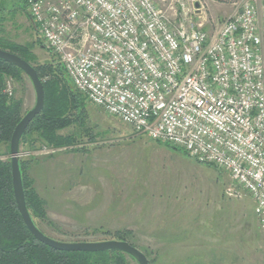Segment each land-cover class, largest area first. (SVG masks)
<instances>
[{"label": "built area", "instance_id": "obj_1", "mask_svg": "<svg viewBox=\"0 0 264 264\" xmlns=\"http://www.w3.org/2000/svg\"><path fill=\"white\" fill-rule=\"evenodd\" d=\"M23 1L90 105L228 174L264 231V0L211 31L197 0L170 3L177 24L155 0Z\"/></svg>", "mask_w": 264, "mask_h": 264}, {"label": "rangeland", "instance_id": "obj_2", "mask_svg": "<svg viewBox=\"0 0 264 264\" xmlns=\"http://www.w3.org/2000/svg\"><path fill=\"white\" fill-rule=\"evenodd\" d=\"M2 1L6 10L17 11L6 25L9 37L18 43L37 40L39 37L30 28L32 21L21 13L22 3ZM175 1L155 0L177 24L179 16L168 9L172 2L178 8ZM244 1L197 0L203 7L204 21L197 17L193 21L203 22V27L211 31L232 16ZM42 48L34 49L39 63L53 59L58 63ZM8 82L11 96L23 100V112L31 110L35 94L29 80ZM87 110L85 128L93 140L83 129L80 131L77 149L84 152L61 151L48 156L53 151L42 149L29 154L36 157L35 162L30 161L29 176L46 202L49 219L59 229L39 224L48 237L61 242H101L110 237L93 234L94 229L130 230L137 247L163 253L167 242L158 240L157 234L167 216H160L161 212L163 208L180 206L186 213L187 230L198 232L202 238L201 249L207 264H264V231L254 213V203L236 188L228 174L198 164L181 150L166 148L135 134L130 127L89 103ZM20 157L29 160L27 152ZM139 221L148 222V230L143 232ZM167 261L161 255L157 264ZM128 264L136 262L128 259Z\"/></svg>", "mask_w": 264, "mask_h": 264}, {"label": "trees", "instance_id": "obj_3", "mask_svg": "<svg viewBox=\"0 0 264 264\" xmlns=\"http://www.w3.org/2000/svg\"><path fill=\"white\" fill-rule=\"evenodd\" d=\"M19 1L22 3L21 13L32 21L24 1ZM16 13L15 9L6 10L3 1L0 3V50L16 55L31 65L43 84V109L27 127L19 146L20 155L27 152L29 160L19 157V168L27 210L39 231L46 235L39 224L57 231L59 229L49 219L46 202L36 191L34 181L29 176L30 161H36V157L29 154L42 149L53 151L46 154L48 156L61 151L84 152L83 149H77L80 145V131L83 129L90 141L93 137L85 128L88 119L86 97L73 87L61 64L54 59L44 63L38 62L34 49L35 46L43 47L40 38L30 43H18L9 37L6 25L15 18ZM30 28L38 36L33 21ZM24 78L27 77L21 70L0 61V264H128V259L132 258L115 251L88 253L53 250L36 241L25 227L13 197L9 145L14 128L27 112H23L22 99L5 93L9 79L22 83ZM65 131L67 132L64 133ZM155 143L178 150L167 144ZM6 156V160L1 159ZM92 233L129 243L145 255L148 264H157L161 257L160 252L155 254L137 247L134 243L135 235L130 230L109 232L100 228L94 229Z\"/></svg>", "mask_w": 264, "mask_h": 264}, {"label": "water", "instance_id": "obj_4", "mask_svg": "<svg viewBox=\"0 0 264 264\" xmlns=\"http://www.w3.org/2000/svg\"><path fill=\"white\" fill-rule=\"evenodd\" d=\"M198 8V5L195 6ZM0 61L8 63L21 70L29 80L35 94V104L13 130L10 139V167L13 197L21 219L30 234L39 243L60 252H120L132 258L136 264H148L145 255L137 248L124 241L107 240L101 242H61L44 235L33 222L25 202L19 168V146L27 127L32 120L41 113L44 106V89L35 69L16 55L0 50Z\"/></svg>", "mask_w": 264, "mask_h": 264}, {"label": "crops", "instance_id": "obj_5", "mask_svg": "<svg viewBox=\"0 0 264 264\" xmlns=\"http://www.w3.org/2000/svg\"><path fill=\"white\" fill-rule=\"evenodd\" d=\"M179 208L183 207L163 208L161 212L160 216H167V221L159 226L157 234L158 240L167 242L161 255L168 258L167 264H207L206 255L201 249L202 238L198 232L187 230L186 213ZM140 223L143 225V232L148 230V222L139 221L138 224ZM152 228L154 232V227Z\"/></svg>", "mask_w": 264, "mask_h": 264}]
</instances>
